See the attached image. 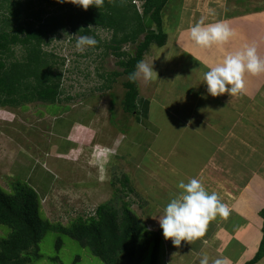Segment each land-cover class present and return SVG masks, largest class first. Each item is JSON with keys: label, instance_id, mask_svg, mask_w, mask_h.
Here are the masks:
<instances>
[{"label": "rangeland", "instance_id": "374dc122", "mask_svg": "<svg viewBox=\"0 0 264 264\" xmlns=\"http://www.w3.org/2000/svg\"><path fill=\"white\" fill-rule=\"evenodd\" d=\"M218 1L220 5L217 6L214 5L213 1L206 3L207 8L203 10L209 13L218 10L221 18L238 15L237 20L240 21V26H243V20H245L248 26L242 33L249 37L252 41L250 46H255L257 54L264 60V0ZM137 4L141 5L142 0H137ZM179 4L180 0H167L162 8L163 31L169 38V40L166 39L168 43L165 41L168 44L166 48L167 55L165 49L163 51L157 48L154 43L150 45L142 61L150 66L153 64L158 76L154 73L153 79L146 83L142 80V83H144L142 85L137 80L138 94L145 96L147 99L152 98L155 88V90L165 91L169 96L168 98L179 97L183 101L193 99L199 102L200 104L197 105L198 107L196 106V109L189 111L188 108V111H186L188 115L192 116L186 117L187 122L188 119L190 123H194L195 120L201 128L205 119H209L211 131L216 132V129L219 128V137L211 135L213 140L215 138L219 139L218 144L216 141H212L211 145L209 142L197 143L199 137H196L192 143H188L190 141L189 137L186 144L183 145L187 146L188 150L181 151L180 145V150H177L178 144L172 143L175 138L172 136V129L169 126L167 130L163 131L165 126L161 123H168L172 120L181 123L185 119L186 112L185 110L171 111L170 109L168 111L163 109L162 102L159 100H162L164 95L159 94L157 91L159 95H156V103H153L151 121L156 122L155 126L158 133L163 132L160 135L157 134L155 142L154 137L152 136L153 139H151L148 133L144 144L137 146L133 140L129 143V150L135 149V152L140 154L145 151V157L139 159L135 155H131L129 151V161L127 156L115 160L110 153H107V160L101 162L102 153L99 151L100 149L95 147L94 143H100L115 150L116 145L111 138L113 134L114 137H117L118 133L135 131L134 125L129 129L127 127L131 124L125 125L124 120L120 121L114 118L116 114L118 115V112H121V109H119L120 100L123 98L125 90L123 81L126 77L113 74L115 71H122V68L117 64V57L110 50H108V53L105 52L104 42L111 38L110 30H97V34L101 38V46L87 48L83 53L75 47L76 40L81 35L68 30L61 31L58 36L52 37L51 43L45 45V49L54 52L61 58L62 64L59 65V69L62 71L61 88L63 89V96H71V99L64 100L62 105H59V103L55 105L42 104L34 101L24 102L22 105L15 107L5 106L1 108L0 154L4 151L7 143L11 141L10 143H17L27 149L35 158L37 164L39 166L41 164V168L46 157L53 155L57 159L59 158L53 164V171L58 175V178L56 179L55 176L54 180L56 179V181L53 183L48 197L40 201V210L44 214L43 217L55 226L58 224L66 226L77 217H87L98 204L110 201L117 205L118 202L114 200V189L122 184V178L125 177L123 175H126L129 178V187L132 190L129 192L124 191V201L129 203L130 209L146 225V228L155 232L160 238L161 245L156 264H200V260L204 256L209 257V264H213L216 259H225L227 264H237L233 260L230 261V257L228 258L227 244V246L225 245L220 249L223 242L219 235L224 238L225 233L232 238V232L234 231L223 228L221 222L223 218L219 214L208 223L204 236L195 239L191 243L182 241L180 247L174 246L171 239L164 238L159 218L164 215L166 205L180 191L174 186L175 193H171L164 186L170 188L172 181L174 184H179L180 177L184 179L183 182L188 183L194 176L192 173L195 166L200 161L205 160V150L210 149L213 151L212 146L219 149L217 151L215 149V151L221 153V157L219 159L218 155L219 160L214 161V163L212 161L205 169V171L209 170L213 173L210 174L211 178H214L213 175L216 171L226 170L230 175V181L236 182L235 178L238 171L254 166L256 161L255 168L264 169V159L259 155L264 153V73L259 75L246 73L244 76L245 89L239 95L230 96L225 93L213 97L200 92L203 85L204 90L206 89V85L202 82L204 75L201 73L205 67L201 66V62L187 64L181 59L175 61V58L171 59L168 55L172 50L184 51L186 46L180 40L186 39L189 35L186 32L188 29H182L184 27H180L179 24V16H181V14H178ZM138 11H141V9H138ZM244 13H250L251 15L242 17L246 15ZM207 17L209 18V15ZM152 27L155 29V25ZM122 46L125 51H133V45L130 43H124ZM234 48H237V46H234ZM244 48L241 47V50ZM15 50L16 57L19 58L20 49L18 46ZM226 56H221L220 63ZM217 64L219 63L210 62L208 64L209 70ZM174 100L176 99H172L169 105L173 104ZM209 105H213V107H209ZM56 106H61V108H58V110ZM74 108H77L76 110H80L86 116L89 127L77 131V134L72 137L76 139V142H72L73 145L67 155L62 156L59 155L62 148L58 143L54 144L58 140V136L55 135L52 127L58 116L67 115L70 113L69 110ZM53 113H56V115ZM135 113L132 115L134 116ZM110 115L113 116V123L110 122ZM177 118L178 120H176ZM237 119H239L237 121L239 125L241 123L246 125L245 129L244 127L241 129L242 132L239 129L236 131L235 126L237 124L235 125V121ZM220 121H223L225 125L219 126L217 122ZM228 125L230 127H227ZM204 129H208L206 123H204ZM240 133L244 135L241 137ZM247 133H249L248 137ZM243 137L246 139V144L241 141ZM126 144L124 149L127 147ZM248 145L250 147H246ZM176 158L183 162L182 165L180 164L183 167L181 171L183 175L180 174V171L178 173V167L181 168L180 165H173ZM219 161L220 167L217 168L216 162ZM98 166H101V169ZM247 174L244 177L242 176L241 179L247 177ZM215 177L217 180L216 174ZM237 178L239 179L238 176ZM90 179H93V181L103 179L105 182L94 183L88 189L79 187L86 184ZM215 179L210 180L209 183L215 186L218 181H215ZM11 180L5 176V173L0 172V186L8 189ZM201 182L205 184L202 180ZM223 185H225V188L222 193L225 189H232L233 192H236L232 186ZM95 191L98 196L93 198L92 194ZM225 196L226 194L224 196L221 194L219 198L224 199V202H229L230 200L225 199ZM231 208L229 207V209ZM232 210L233 208L230 212ZM8 231L7 227L0 226V237H5ZM58 238L61 240V246L57 250L55 243ZM230 240L233 243L236 242L233 239H229V242ZM38 246L42 256L32 264H104L100 258L94 256L78 240L57 228H50L45 231ZM149 251L151 249L147 250L146 246L138 247L136 256L131 260H123L122 264H150L151 252ZM259 261L256 264H264L263 257Z\"/></svg>", "mask_w": 264, "mask_h": 264}, {"label": "trees", "instance_id": "16d2710c", "mask_svg": "<svg viewBox=\"0 0 264 264\" xmlns=\"http://www.w3.org/2000/svg\"><path fill=\"white\" fill-rule=\"evenodd\" d=\"M166 2L143 0L138 11L132 0H105L102 8L89 6L87 10L57 0H0V108L34 101L55 105L70 100L71 96H63L61 88L62 60L47 51L45 45L61 31L69 30L81 36L91 34L98 41V48L101 38L96 30L103 28L111 32V38L104 42L105 52L110 50L122 68L113 74L126 77L121 108L132 115L137 110L138 90L137 81L128 77L150 45L165 43L161 11ZM124 43L132 44L133 51L123 50ZM17 46L19 58L15 54ZM123 176L122 184L114 189V200L119 206L110 201L99 204L90 215L77 217L66 226H55L43 217L38 193L25 182L12 179L8 189L0 186V226L9 229L5 237H0V264H32L41 258L39 241L50 228L78 240L104 264L131 260L142 246L151 249L150 264H156L160 238L146 228L124 201V191L132 189L129 178ZM258 213L262 218V237L253 257L243 264H255L264 256V207ZM60 246L58 238L55 247L58 250Z\"/></svg>", "mask_w": 264, "mask_h": 264}, {"label": "crops", "instance_id": "0c3cea01", "mask_svg": "<svg viewBox=\"0 0 264 264\" xmlns=\"http://www.w3.org/2000/svg\"><path fill=\"white\" fill-rule=\"evenodd\" d=\"M212 1L215 6L220 5L218 4L219 2L218 0H180V4H179L180 6H178V14H181V16H179L180 18L179 24H180V27L181 26L184 27L182 29H186V30L188 29L187 31L186 30L185 31L189 35L186 37V39L184 38V40H180L182 41V44L186 46L184 51L176 49L175 51L172 50L171 53H168L169 58L171 59L175 58L176 59L175 61H178L181 59V61H185L187 64L189 63L198 64L201 62V66L205 67L204 70H202L201 72L203 73V75L205 74V72L209 70L208 64H210V62L220 63L221 56L233 54L237 51H241V47L244 48L246 45L247 46L252 45V41L249 39V37H247L246 35H243L244 33H242L245 29H247V26H248L245 20H243L244 22L243 26H240L241 23L240 21L237 20L239 18L237 17L238 15L237 16L233 15L230 17L226 16V18L225 17L221 18L218 10H216L214 13L205 12L203 10L207 8L205 4L208 2L210 3ZM244 14L246 15L242 17H247L251 15L250 13L249 14L244 13ZM207 15H209V18L207 17ZM163 21H164V17H162V25L164 26ZM217 22L227 23L236 33L235 36L230 38V40L223 45H212L210 48H202L196 45L191 40L190 38L191 27L195 26L197 23H202L203 26H207V25L214 24ZM163 26H162V29H163ZM166 39L169 40L167 36H166ZM166 42L160 47L157 46V48L163 51L165 49V52L167 55L166 48L168 47L167 46L168 42L167 43ZM174 46L176 45L174 44ZM234 46H237L238 50H236L237 48H234ZM208 59L210 60L209 63H208ZM142 80L143 79H138V82L141 85L146 83L145 81L144 83H142ZM157 91L159 92V94L164 95L163 99L159 101L162 102L161 105L163 109L168 110V111L171 109V111L185 110L186 112L188 111V108H189V111H191V110L196 109V106L200 104L199 102L193 99H192L193 101L192 100L183 101L179 97H174L176 100H174L173 104L169 105V102L174 98H168L169 96L165 93V91L155 90V88H154V96L152 98L147 99L145 96H142L141 94L137 95V98H136V107H137L136 112L137 113H135L134 116L124 112L120 104L119 109H121L122 113L118 112V115L116 114V116L114 117L115 120L116 119H119L120 121L124 120L125 125L131 124L127 127L129 129L132 125H134L135 131H127V132L124 131L122 133H118L116 131L118 133V135H116L117 137H114V134L111 136V138L114 140L113 142L116 145L115 150L110 149L106 145H103L100 143L99 144L94 143L95 147L100 149L99 151L102 153L101 162H104L105 160H107V156H108L107 153H110L111 156L114 157L115 160L118 159L119 157L127 156V160L129 161L128 156L130 154L135 155L139 159H143L145 157V154H144L145 151H143V153L140 154L139 152H135V149L129 150L130 141L133 140V142H135L137 146H139L140 144H144V142L146 141V134L149 133L151 139H153L154 137V142H155V138H157V134L160 135L163 131L167 130L169 126L172 129L171 130L172 136L175 137L172 143L178 144L177 150L178 149L180 150L179 145L181 146V151L188 150V147L183 146V145L186 144V141L188 140L189 137H190V141L188 143H192L196 137H199V140L197 143H203V142L208 143L209 142L210 145L212 141H216L217 144L219 143L218 141L219 139L215 138V140H213V137L215 136L219 137L218 136L220 135L219 128L216 129V132L211 131L210 121L207 118L206 119L204 118L205 121L203 122V127L201 126V128L200 126H198L195 120H194V123H190L189 119L187 122L186 117L187 118L188 116L192 117L188 115L187 112L185 113V119H183V122L181 123L175 120H172L168 123H161L165 127H163V131L161 133H158V129L155 126L156 122L151 121V116H152L151 110H153V107H154L153 103H156V99H157L156 95L158 94ZM200 92L207 94L206 89L204 90V85L202 86V89L200 90ZM63 103H64V100L61 101L59 105L60 104L62 105ZM209 107H213V105H209ZM56 108L57 109L61 108V106H56ZM76 109L77 108L70 109L69 114L65 116H58L54 120L55 122L53 123L52 130L54 131L55 135L58 136L57 137L58 140L56 139L57 141H55L54 144L58 143V145H60V147L62 148L60 150L59 155H62V156L64 154L67 155L70 147H72L73 145L72 142L73 143L76 142V139H73L72 137L77 134V131L79 129L81 130V128L89 127L86 121L87 118H85L86 116H84L80 110H76ZM236 109H239V108H236ZM56 113H53V114L56 115ZM177 116H181V115H177ZM110 120H111L110 122L113 123L112 115H110ZM131 120L132 122H130ZM176 120H178V118ZM238 120L239 119L235 121V125L237 124L238 127L235 125L234 126L236 128V131L237 129H239L240 132H242L241 129L243 127L245 129L246 125L244 123H243L244 125H242V123L239 125L237 123ZM204 123H206V127H208L207 130L204 129ZM217 123L219 124V126L225 125L223 121H220ZM111 125L113 126V124ZM178 127L180 128V130ZM227 127H230V125H228ZM259 127H262V126H259ZM211 135H213L212 138H211ZM240 135L242 137L244 134L240 133ZM248 136H249V133H247V137ZM243 139L241 138V141L245 143L246 139L244 137ZM10 142L11 141L7 143V146L4 148V151L0 154V172L2 174L5 173V176L7 178L18 179L22 182H27L34 190H36V192L38 193L40 197V200L47 198L50 190L52 189L53 183H55L56 179L58 178V175L53 171V167H54L53 164L55 163V160L57 161L59 160V158L57 159L53 155H50L51 157H46L45 161L42 163V168H41L40 167L41 164L40 166L37 164V161L35 160V158H33V156L29 153L27 149L23 148L17 143L12 144ZM125 143H127L126 149H124ZM246 147H250V145ZM212 148H214L213 151H211L210 149L205 150L206 151V154L204 155L205 160L200 161L195 166L194 171L192 173L194 175L192 179L193 178L198 179L200 182L202 180L205 183V184L202 183L203 186L206 188V190L209 193L215 192L218 195V197H220L221 194H223V196L224 194H226L224 198L230 200L229 202L228 201L224 202L225 201L224 199L219 198L222 203L227 204L228 207L230 208L231 207L233 208V210L230 212L227 218L222 217L223 219H221V222L223 223V228H225L226 230L230 229L234 231L232 232V238L229 237L225 233H224V238L219 235L220 239L223 242L220 249H222L223 246L227 244L228 245V246L226 245L227 246V256L228 258L230 257L229 260L230 261L233 260L237 264H243L246 260L253 257V255L258 249L259 242L262 237V233H261L262 218L259 216L258 212L262 207H264V169L258 168V167L255 168L256 163H257L256 161L254 166H251L247 168L246 170L240 169L238 171V175H236V178H235L236 182L230 181V178H229L230 175L229 173L226 172V170H221V172L216 171L215 174L218 177L217 178L218 181H217L215 179L216 178L215 174L213 175L214 178H211L210 174L212 175L213 173H211L209 170L205 171L207 166L210 163H212V161L214 163V161L219 160L221 157V153L216 152L219 149L215 146H212ZM263 150H264V146H263ZM129 151H130V154H129ZM197 151H199V149H197ZM218 155H219V159H218ZM259 155L260 157H262V159H264V153H261ZM177 164L182 165L183 162L179 161V159L176 158V161H173V165H177ZM216 164L218 165L217 168L220 167V161L216 162ZM98 167L99 169H101V166H98ZM182 168L183 167L181 168L178 167V173L179 171H180V174L183 173V172L181 173ZM245 174H247V177L241 179L242 176L244 177ZM55 176H56V179L54 180ZM237 176L239 177V179L237 178ZM213 179L217 181V184L215 186L214 184L211 185V183H209V181ZM183 180L184 179L180 177L179 182ZM98 182L102 183L105 181H103V179H99L96 181H93V179H90L86 184L79 186V187L88 189L90 188L89 186H92V184L98 183ZM161 182H164V181H161ZM223 184H228L232 186L236 192H233L232 189H227V190L225 189L222 193V190L225 188L224 187L225 185ZM177 185L178 184H174V182L172 181L170 184V188L166 186L164 187L166 190H169L171 193H175L174 186L177 187ZM211 189H214L216 191H213ZM97 194L98 193H96L95 191V193L92 194V197L95 198V196H98ZM229 239H233V241H236V242L233 243L231 240L229 242Z\"/></svg>", "mask_w": 264, "mask_h": 264}, {"label": "clouds", "instance_id": "9594fccd", "mask_svg": "<svg viewBox=\"0 0 264 264\" xmlns=\"http://www.w3.org/2000/svg\"><path fill=\"white\" fill-rule=\"evenodd\" d=\"M57 2L72 3L87 10L89 6L102 8L105 0H57ZM99 29L103 28H97ZM97 30L96 35L99 37ZM235 34L227 23L217 22L207 26L197 23L191 27L190 38L196 45L210 48L212 45L225 44ZM97 43L95 37L85 35L76 40L75 47L83 53L87 48L95 47ZM154 73L158 76L153 64L150 66L140 61L136 65V70L129 74L128 79L132 82L138 79L149 82L153 79ZM246 73L252 75L264 73V60L257 54L255 46L246 45L243 50L227 55L221 63L205 72L202 82L206 85L207 94L213 97L225 93L235 96L242 94L245 89L244 76ZM177 187L180 190L179 194L166 205L164 215L159 218V223L164 238L171 239L174 246L180 247L182 241L191 243L204 236L208 223L218 214L227 218L230 209L220 201L215 192L209 193L198 179L193 178L188 183L180 181ZM200 264H209V257L204 256ZM213 264H227V261L216 259Z\"/></svg>", "mask_w": 264, "mask_h": 264}, {"label": "built area", "instance_id": "2783aa9c", "mask_svg": "<svg viewBox=\"0 0 264 264\" xmlns=\"http://www.w3.org/2000/svg\"><path fill=\"white\" fill-rule=\"evenodd\" d=\"M132 2L136 4V6L138 7V9H140L141 5H138L137 4V0H132Z\"/></svg>", "mask_w": 264, "mask_h": 264}]
</instances>
